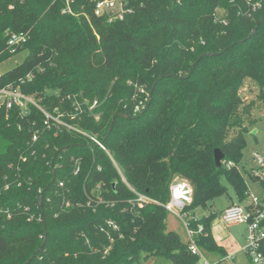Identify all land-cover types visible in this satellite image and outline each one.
Instances as JSON below:
<instances>
[{"label": "trees", "instance_id": "trees-1", "mask_svg": "<svg viewBox=\"0 0 264 264\" xmlns=\"http://www.w3.org/2000/svg\"><path fill=\"white\" fill-rule=\"evenodd\" d=\"M95 1L73 0L69 15L64 0H0V62L28 51L0 88L18 87L49 112L80 105L78 126L108 151L47 130L32 106L0 111V264H198L166 230L175 179L192 190L183 213L203 227L197 247L223 258L209 232L216 215L196 220L194 210L227 194L221 176L247 198L237 163L256 110L264 116V0H123L127 12L111 23L93 15ZM12 34L25 42L10 53ZM246 79L258 90L248 103ZM135 193L151 202L137 207Z\"/></svg>", "mask_w": 264, "mask_h": 264}, {"label": "built area", "instance_id": "built-area-1", "mask_svg": "<svg viewBox=\"0 0 264 264\" xmlns=\"http://www.w3.org/2000/svg\"><path fill=\"white\" fill-rule=\"evenodd\" d=\"M71 3L73 0H64V8L62 14L73 15L74 12L71 9ZM260 7V4H254L252 9L255 10ZM127 11L124 8L123 0H98L93 3V15L97 18L106 17L107 22L111 23L114 20L122 19ZM25 42L23 35L12 34L8 39V46L10 53H13L15 46ZM27 81L30 78L27 77ZM85 106L87 105L84 104ZM97 102L94 101L91 105L86 106L87 112H91ZM141 105V103H140ZM137 105L134 108V112L139 110ZM32 106L36 108L43 116V126L47 129H55L56 131H64L67 133L77 134L87 140L90 143L96 145L105 153H108L104 145L93 135L85 132L78 126V121L81 120L80 105H75L74 112L67 113L62 112L59 109H53L51 112L44 109L39 105L37 100L28 96L20 91L18 87L7 85L0 88V111H8L13 108L18 109L21 114L25 115L28 108ZM32 140H36V135H33ZM253 159L256 164V168L251 171V175L258 178V180L264 179V156L258 152L253 153ZM227 166H232L228 163ZM78 162L76 164L75 174L78 172ZM125 182V180L122 178ZM61 187L62 184L59 183ZM170 199L169 202L164 206L167 212H173L184 222L188 236V250L189 252L202 259L200 264H208L203 259L200 249L195 243V237L202 233L203 227L198 225L196 229L189 227V217L186 213H183L184 208L190 204L192 198V190L187 182L183 180H174L169 187ZM134 204L141 208L143 204L151 202L147 197L137 194ZM221 222L226 225H244L246 227V246L239 249L237 252L242 253L246 256L251 264H264V255L260 251V243L264 241V199H259L254 196H249L247 205L241 206L235 204L226 207L220 213ZM233 262L234 254L227 253L220 262ZM199 264V263H198Z\"/></svg>", "mask_w": 264, "mask_h": 264}, {"label": "rangeland", "instance_id": "rangeland-1", "mask_svg": "<svg viewBox=\"0 0 264 264\" xmlns=\"http://www.w3.org/2000/svg\"><path fill=\"white\" fill-rule=\"evenodd\" d=\"M27 55V49H22L16 54L2 60L0 62V75H3L16 66L20 65L25 60ZM239 90L240 96L243 98L245 103L256 99L258 90L251 80L246 79ZM140 94L142 96L141 98L146 96V92H141ZM139 100L142 102L141 99ZM255 108L259 109V104H256ZM262 114V111L256 110V119L254 123L248 128V132L245 134V146L237 163L238 171L243 176L248 188L247 198L244 200H236V195L229 186L227 179L224 176H221L220 183L226 188L227 194L217 197L213 201L206 203V205L199 206L194 210V218L196 220L202 219L210 212L216 215L210 221L209 232L212 238L213 234L215 235L217 241L213 238L214 241L222 248L223 246L219 243V240H225L229 243L233 242L235 246L244 248L246 246V227L244 225H224L220 220L221 211L230 205L231 202H237L241 206H244L245 203L248 202L247 200L249 196L264 199V191L262 189L261 183L259 181L253 180L255 176L251 175V171L256 168V164L253 159V153L258 152L264 156V116H262ZM31 219H34V217L31 216L27 218L28 221ZM166 230L176 234L183 243H188V236L184 222L173 212H167ZM227 249L231 250L229 246ZM200 253L208 264H251L249 259L242 253L234 256L233 262H220L223 258L219 254L203 252L201 250ZM201 262L202 259H200L199 264ZM138 264H172V262L165 257L159 256L155 258L141 259Z\"/></svg>", "mask_w": 264, "mask_h": 264}, {"label": "crops", "instance_id": "crops-1", "mask_svg": "<svg viewBox=\"0 0 264 264\" xmlns=\"http://www.w3.org/2000/svg\"><path fill=\"white\" fill-rule=\"evenodd\" d=\"M236 200H237V198H236ZM248 201V200H247ZM248 203V202H247ZM247 203H245V205H247ZM235 204H238L237 202H231V204L230 205H228V206H231V205H235ZM227 206V207H228ZM226 208V207H225ZM224 208V209H225ZM213 238L217 241V239L215 238V235L213 234ZM220 242V244L223 246V248L226 250V252L227 253H233L234 254V256H236V255H238L239 254V252H237L239 249H241V248H239V247H237V246H235L234 245V243L232 242V243H229V242H227V241H225V240H219ZM227 242V243H226ZM229 246L230 248H231V250H228L227 249V247Z\"/></svg>", "mask_w": 264, "mask_h": 264}, {"label": "water", "instance_id": "water-1", "mask_svg": "<svg viewBox=\"0 0 264 264\" xmlns=\"http://www.w3.org/2000/svg\"><path fill=\"white\" fill-rule=\"evenodd\" d=\"M223 158H224L223 154L218 149L214 150V164L216 168L221 167ZM41 205H42V196H40L38 199V207L40 209H41Z\"/></svg>", "mask_w": 264, "mask_h": 264}]
</instances>
